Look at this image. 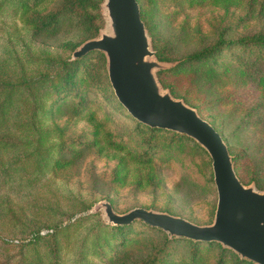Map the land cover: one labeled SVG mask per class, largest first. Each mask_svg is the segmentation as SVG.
<instances>
[{
  "label": "rangeland",
  "instance_id": "obj_1",
  "mask_svg": "<svg viewBox=\"0 0 264 264\" xmlns=\"http://www.w3.org/2000/svg\"><path fill=\"white\" fill-rule=\"evenodd\" d=\"M97 1L89 13L66 9L67 0L38 1L31 10L62 14L35 33L31 10L0 0V264H143L152 254L155 264H246L220 243L192 248L138 220L113 232L102 208L93 209L109 198L119 213L142 206L207 224L216 203L207 152L164 128L148 148V129L116 99L102 51L87 52L62 80L76 59L69 43L89 37L95 23L94 36L107 30ZM137 2L153 57L168 67L225 40L190 71L154 73L161 90L170 85L173 97L215 127L244 184L264 190V89L257 82L264 58L253 62L256 47L238 42L264 31L258 4ZM118 161L120 181L112 179Z\"/></svg>",
  "mask_w": 264,
  "mask_h": 264
},
{
  "label": "water",
  "instance_id": "obj_2",
  "mask_svg": "<svg viewBox=\"0 0 264 264\" xmlns=\"http://www.w3.org/2000/svg\"><path fill=\"white\" fill-rule=\"evenodd\" d=\"M107 30L83 40L71 52L73 58L91 50L105 54L108 81L116 99L137 121L185 134L204 148L210 158L216 203L210 223L197 224L166 211L134 206L116 212L102 199L107 222L140 219L169 236L215 241L240 257L264 264V190L243 184L235 174L231 155L221 135L195 108L161 90L154 70L168 67L153 57L136 0H103Z\"/></svg>",
  "mask_w": 264,
  "mask_h": 264
},
{
  "label": "trees",
  "instance_id": "obj_3",
  "mask_svg": "<svg viewBox=\"0 0 264 264\" xmlns=\"http://www.w3.org/2000/svg\"><path fill=\"white\" fill-rule=\"evenodd\" d=\"M38 1H40V0H17V2L19 3V5H20V7L22 8L23 11H27V10L33 9L34 5H36V3ZM194 1L197 2L199 0H189V2H194ZM211 1L216 3L217 1H222V2H226V1L234 2V1H236L237 2L238 0H211ZM67 2L68 3L66 5L64 3L66 9H69V8H80L81 12H83V13H89L87 7H90V6H91V8H95L96 10H97V8H99V5H98L99 2L97 0L96 1H94V0H67ZM247 2L255 4V5L258 4L257 5L258 6V12L260 11L262 13V16L264 17V0H247ZM139 13H140V11H139ZM60 14H62V10H60V9L55 10V11H48V12H45V13H39L38 10H31L29 16L28 15L27 16L29 17V21H30V23L32 25L33 32L36 33V32H39L41 30L46 29L47 27H49L50 25L55 23L58 20ZM140 17H141V14H140ZM97 19H99V21L101 20V18L99 16L97 17ZM98 28H99V26L95 23L94 26H93L91 35L89 37H87V38L94 37V34L97 33ZM87 38H85V39H87ZM230 42H234V41L231 40ZM238 42L241 43L240 46L245 45V44H249V45L251 44L252 46L256 47V52L254 54L253 62H258L260 58H264V31L263 30H258L256 32L250 34V35L242 36L238 40ZM80 43H69L70 44V48L73 50ZM224 43H225V40L220 38V39L216 40L210 46H204V47H202V48H200V49H198V50H196V51H194L192 53L187 54L185 57H183L180 60H178L175 64L169 66L168 68H165L164 70H161V72L168 73L169 71H174V72L183 73L185 71H190V67L194 63H197L198 61H201V60H205L208 57L214 56V54L217 53L221 49V47H222V45H224ZM155 55L157 56V58L163 59L162 56L158 54L157 50L155 51ZM83 56L84 55L80 56V58L77 57L76 59H74V61H72L70 63L71 67H69L68 69H66V66H64L62 80L68 81L69 79H71L75 64H77L78 61L81 60ZM257 71H260V73L258 74L257 82H258V84H261L263 89H264V67L261 68L260 70L257 69ZM160 83L162 85H165V82L163 80L160 81ZM57 86H59V85H56V87ZM168 89H169L170 92L172 91L171 88H170V85H168ZM145 127H147V129H148V133H147V142H148L147 145L148 146L147 147L150 148L151 147V143L150 142L153 139V133L155 131L161 130L162 128L150 127V126H147V125ZM164 130L168 131V129H164ZM171 132H172V130H171ZM172 133L177 134V136H179V137H183V135L181 133L178 134V132L176 133V131H173ZM228 152H229V150H228ZM146 153H147V151L143 150L140 153V156L143 157L144 155H146ZM232 165H233V169L235 171L236 176L238 177L240 182H242L244 184L245 182L242 181L243 178H241V174L237 170L238 162H237V160H235V157H232ZM121 168L122 167L120 165V162L118 161L116 163V165L114 166V168H113L112 179H114L116 181H120V179H121V174H120ZM107 201H109V203L112 206L111 200L109 198H108ZM137 220L142 222V223H144V224H146V225H148L147 223L143 222L140 219H133V220L127 222V223H122V224H113L112 223L109 227H110V229L113 232H122L123 229L129 228L130 224L132 222H134V221H137ZM50 232H52V230ZM48 233L49 232H46L45 234H48ZM170 237L184 239V240H186V241H188L190 243L192 248H194L195 246H197V245H199L201 243H204V244H207V245L216 244V245L219 246V243L215 242V241L192 240L190 238L181 237V236H179V237L170 236ZM222 248H223V250H225L224 247H222ZM227 251H228L230 256H233L234 258L238 259V261L244 262L246 264H257V263H255V262H253L251 260H248V259L240 257V256H239L240 258H238L236 256L237 254L236 253L234 254L230 250H227ZM155 259H156V255L155 254H152L151 256H147L144 259L143 264H155Z\"/></svg>",
  "mask_w": 264,
  "mask_h": 264
}]
</instances>
